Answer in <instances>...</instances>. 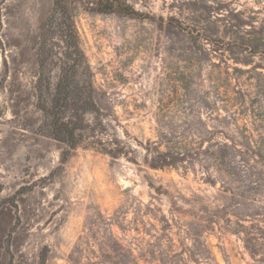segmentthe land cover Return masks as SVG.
Masks as SVG:
<instances>
[{
	"label": "rangeland",
	"instance_id": "rangeland-1",
	"mask_svg": "<svg viewBox=\"0 0 264 264\" xmlns=\"http://www.w3.org/2000/svg\"><path fill=\"white\" fill-rule=\"evenodd\" d=\"M53 1L0 0V264H264V0L76 2L99 111L64 162L35 88Z\"/></svg>",
	"mask_w": 264,
	"mask_h": 264
},
{
	"label": "trees",
	"instance_id": "trees-1",
	"mask_svg": "<svg viewBox=\"0 0 264 264\" xmlns=\"http://www.w3.org/2000/svg\"><path fill=\"white\" fill-rule=\"evenodd\" d=\"M76 2L96 12L138 14L130 5L115 0H54L51 10L40 21L34 39L37 106L44 115L43 126L48 134L65 145L62 162L83 140V131L88 127L86 115L99 111L91 67L76 25ZM178 153L173 149L161 152L160 157L170 158L161 159V164L174 165L180 158L184 160L185 154Z\"/></svg>",
	"mask_w": 264,
	"mask_h": 264
}]
</instances>
